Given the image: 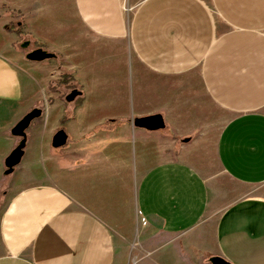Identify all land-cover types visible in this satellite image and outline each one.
Wrapping results in <instances>:
<instances>
[{"label":"crops","instance_id":"obj_1","mask_svg":"<svg viewBox=\"0 0 264 264\" xmlns=\"http://www.w3.org/2000/svg\"><path fill=\"white\" fill-rule=\"evenodd\" d=\"M263 186L264 0H0V264H264Z\"/></svg>","mask_w":264,"mask_h":264},{"label":"water","instance_id":"obj_2","mask_svg":"<svg viewBox=\"0 0 264 264\" xmlns=\"http://www.w3.org/2000/svg\"><path fill=\"white\" fill-rule=\"evenodd\" d=\"M27 43L23 46H26ZM54 57V54L49 53L41 48H37L34 50H31L25 55V59L31 62H42L48 59H51ZM81 92L73 89L69 91V93L65 96L66 102H72L76 97L80 96ZM41 115L40 109H32L29 111L22 119L19 120L18 123L13 127L11 130V134L14 137L19 138V143L14 148L11 153L7 156L4 162V166L6 168L4 174L9 175L13 172L14 168L19 164V160H21L23 156V149L25 147L26 142V130L29 128L31 122L38 118ZM134 127L145 129L147 131H157L164 128V122L161 115H152L144 118H137L133 121ZM188 139L185 140L187 142ZM66 142V134L63 130L57 131L55 133L53 140H52V146L54 148L61 147ZM210 264H229L224 259H221L220 257H212L209 259Z\"/></svg>","mask_w":264,"mask_h":264},{"label":"rangeland","instance_id":"obj_3","mask_svg":"<svg viewBox=\"0 0 264 264\" xmlns=\"http://www.w3.org/2000/svg\"><path fill=\"white\" fill-rule=\"evenodd\" d=\"M17 47L19 49H21L20 46H19V44H18ZM210 175H211V178L214 181V182H212V185L211 186L213 188V192H215V195H217L218 190L221 191L222 189H227V190H239V189H241V188L235 186L234 184H232L231 182H229L223 176V174L221 173V171L219 170V168L217 166H215V164L214 165L212 164V166H211ZM254 190L255 191H261L262 192V191H264V186L263 187L255 188Z\"/></svg>","mask_w":264,"mask_h":264},{"label":"flooded vegetation","instance_id":"obj_4","mask_svg":"<svg viewBox=\"0 0 264 264\" xmlns=\"http://www.w3.org/2000/svg\"><path fill=\"white\" fill-rule=\"evenodd\" d=\"M27 43L26 46H23ZM19 46L22 50H24L26 52V54L28 52H30L31 50H34L33 48V44L31 43V41L29 39L23 38L21 40H19Z\"/></svg>","mask_w":264,"mask_h":264},{"label":"trees","instance_id":"obj_5","mask_svg":"<svg viewBox=\"0 0 264 264\" xmlns=\"http://www.w3.org/2000/svg\"><path fill=\"white\" fill-rule=\"evenodd\" d=\"M15 24H16L15 26H17V25H19L20 23H19V22H16Z\"/></svg>","mask_w":264,"mask_h":264}]
</instances>
